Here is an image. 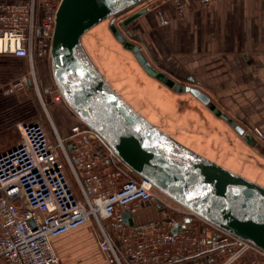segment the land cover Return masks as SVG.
Instances as JSON below:
<instances>
[{
	"label": "built area",
	"instance_id": "2783aa9c",
	"mask_svg": "<svg viewBox=\"0 0 264 264\" xmlns=\"http://www.w3.org/2000/svg\"><path fill=\"white\" fill-rule=\"evenodd\" d=\"M60 1L28 0L5 5L0 12V54L25 58L29 64L25 77L12 88L22 87L26 82L34 86L54 136L51 142L49 132L40 122L21 123L17 126L18 143L0 153V264H62L54 241L85 225L92 228L98 251L106 258L112 257L117 264L122 261L163 264L165 261H157L152 255L159 248L166 252L167 247L177 244L178 237L188 232L193 217L214 231L212 236L195 241L197 252L191 257L210 254L207 262L218 264L230 254L220 264H233L249 249L264 257V252L178 203L173 201L175 206L168 203L163 199L167 196L134 173L78 117L75 116L67 136L59 134L41 97L34 62L41 57L49 61ZM220 1L199 0V4L204 8ZM43 92L50 97V103H64L54 85ZM244 131L255 141L264 140V133L257 128ZM67 171L73 176L75 187ZM119 177L124 178L119 180ZM153 205L185 216L182 221L124 224V212L133 214ZM113 238L118 240V246ZM180 257L176 254L165 260Z\"/></svg>",
	"mask_w": 264,
	"mask_h": 264
},
{
	"label": "water",
	"instance_id": "95a60500",
	"mask_svg": "<svg viewBox=\"0 0 264 264\" xmlns=\"http://www.w3.org/2000/svg\"><path fill=\"white\" fill-rule=\"evenodd\" d=\"M145 1L61 0L49 56L53 85L72 113L134 173L203 220L264 252V186L205 158L147 120L110 85L82 45L88 31ZM145 12L135 13L119 27L126 31V26ZM109 29L150 77L173 91L190 93L226 121L244 142L253 144V137L215 107L207 95L178 85L153 68L113 21ZM122 216L124 224L133 225L132 213Z\"/></svg>",
	"mask_w": 264,
	"mask_h": 264
},
{
	"label": "crops",
	"instance_id": "0c3cea01",
	"mask_svg": "<svg viewBox=\"0 0 264 264\" xmlns=\"http://www.w3.org/2000/svg\"><path fill=\"white\" fill-rule=\"evenodd\" d=\"M27 1L0 0V12L5 5ZM152 1L148 13L132 21L130 33L139 40L159 72L183 81L185 87L200 90L244 130L259 128L264 132V0H223L204 8L199 0H179L185 10L182 20L171 0ZM164 20L167 25L161 26ZM35 62L42 88L52 87L50 61L41 57ZM27 70L25 58L0 54V153L18 143L19 124H43L35 102L12 88ZM27 87L28 82L18 91ZM46 98L50 101L49 96ZM48 107L59 134L67 136L75 122L72 111L65 103L49 102ZM232 132V142L228 143L232 147L230 158L223 159L248 172L252 181L264 185V144L254 140L248 145ZM163 212L153 206L140 208L132 214L133 224L167 222L169 218L162 217ZM88 228L85 225L57 238L53 243L57 255L56 246L61 239L67 240L66 245L84 247V242L92 237ZM113 242L119 245L116 238Z\"/></svg>",
	"mask_w": 264,
	"mask_h": 264
},
{
	"label": "rangeland",
	"instance_id": "374dc122",
	"mask_svg": "<svg viewBox=\"0 0 264 264\" xmlns=\"http://www.w3.org/2000/svg\"><path fill=\"white\" fill-rule=\"evenodd\" d=\"M171 1L174 4L178 19L182 20L185 16L183 4L179 0ZM153 3L154 1L147 0L114 20L110 19L100 23L83 36L81 42L84 49L110 85L123 97V99H125V101H127L147 120L168 133L178 142L201 154L205 158L252 180L250 179L251 176L248 172H243L238 167H235L233 163L225 162V159H223L230 158L232 147L229 146L228 143H230V141L232 142V139L230 138L233 133L232 128L224 121H221L220 118L216 117L206 106L201 105L200 102L194 99L189 93L173 91L161 82L150 77L137 62L133 53L124 49L123 45L120 44L111 33L109 24L113 21L126 40L129 43L138 46L147 62L159 71L157 65H154L152 59H150L145 53L146 51L143 49L136 36L131 34L132 32L130 29L132 27V22L126 26V31L119 27L125 19L141 10H146L145 14H147ZM181 7L182 9L179 10ZM164 21L166 23L163 24V21H161V26L167 25V21ZM34 66V72L41 97L46 103L47 109H49L48 103L50 101H47L46 95L43 92L44 88H42L40 78L37 75L36 62H34ZM163 74L170 78L168 73ZM19 80L20 79H18L16 83H18ZM172 80L176 84L185 87L183 81L177 79ZM24 86L25 84L22 87ZM22 87L18 86L14 88V90H17V94L22 95V97L31 99L35 102V105L38 108V115L40 118L42 117L43 124L50 134L49 139L53 142L54 136L51 133L52 131L49 122L42 112L41 103L36 89L28 83V87L19 92L18 88L23 89ZM73 116L75 117L74 114ZM245 130H248V128H245ZM259 130L264 133L261 129ZM257 143L264 144V140L257 141ZM67 172L71 178L73 186L75 187V182L72 180L73 176L70 171ZM123 178L124 177H119V180H122ZM163 199L172 204V206H175V203L167 197H164ZM153 208L155 210L158 209L155 205H153ZM178 209L181 210V208ZM158 210L164 211L162 217H166V219L169 218V220H175L174 218L178 217L177 221H182L185 216V214H179L168 209L160 208ZM88 227L89 232L92 233V237L84 242V247L76 248L72 246V243L66 245V239H61L58 242L56 248L62 263L117 264L112 257L106 258L98 251L92 228L90 226ZM213 231L214 229L201 219L193 217L192 222L188 224V232L178 237L177 244L167 247L168 251L166 252H164V249L159 248L152 256H155L157 261H165L163 264H210L207 262V259L211 257L210 254L198 257H191V255L197 252L194 251V248L197 245V242L195 241H199L200 237L206 235L209 237ZM193 243L196 244L194 245ZM234 248L241 249L242 247L235 246ZM176 254L181 255V257L179 259L165 260V257L175 256ZM230 256V254H226L220 262H224ZM220 262H218V264H220ZM122 264H126V262L122 261ZM233 264H264V257L249 249L243 251L237 261Z\"/></svg>",
	"mask_w": 264,
	"mask_h": 264
},
{
	"label": "bare ground",
	"instance_id": "6f19581e",
	"mask_svg": "<svg viewBox=\"0 0 264 264\" xmlns=\"http://www.w3.org/2000/svg\"><path fill=\"white\" fill-rule=\"evenodd\" d=\"M83 38V37H82ZM90 57V56H89ZM122 97V96H121ZM123 98V97H122ZM125 100V99H124ZM184 145V144H183Z\"/></svg>",
	"mask_w": 264,
	"mask_h": 264
},
{
	"label": "trees",
	"instance_id": "16d2710c",
	"mask_svg": "<svg viewBox=\"0 0 264 264\" xmlns=\"http://www.w3.org/2000/svg\"><path fill=\"white\" fill-rule=\"evenodd\" d=\"M87 34V33H86Z\"/></svg>",
	"mask_w": 264,
	"mask_h": 264
}]
</instances>
